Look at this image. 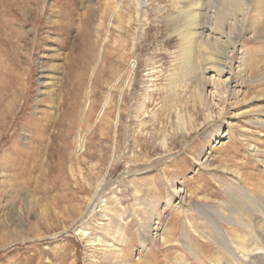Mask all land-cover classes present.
I'll list each match as a JSON object with an SVG mask.
<instances>
[{"label": "rangeland", "instance_id": "rangeland-1", "mask_svg": "<svg viewBox=\"0 0 264 264\" xmlns=\"http://www.w3.org/2000/svg\"><path fill=\"white\" fill-rule=\"evenodd\" d=\"M128 1L0 0V264H231L237 215L264 250L262 38L224 93L173 0Z\"/></svg>", "mask_w": 264, "mask_h": 264}, {"label": "bare ground", "instance_id": "bare-ground-1", "mask_svg": "<svg viewBox=\"0 0 264 264\" xmlns=\"http://www.w3.org/2000/svg\"><path fill=\"white\" fill-rule=\"evenodd\" d=\"M136 1L138 5L140 1ZM219 2H221L223 8L220 12L221 15H219L216 6ZM172 5L175 12L171 15L174 18L179 17L180 19L177 20L182 22V26L178 31L184 41L183 59L180 61V67L184 75L194 74L197 76L202 67L203 73L214 72V75H217L219 83L224 86L222 92H233L237 87V81H233L234 75L241 74L243 76V72L247 70L241 67L243 59H240L236 67L233 61L235 52L242 53L240 45L242 34L250 30L254 36L262 38L264 42V0H173ZM170 17L172 18V16ZM250 17L253 19L251 22H249ZM201 45L204 51L202 56L200 55ZM258 70L254 68L251 71L257 73ZM259 80H264V76L260 77ZM198 94L200 99L206 95L204 86H201ZM251 121L264 126V116H256ZM217 135V138L223 136L219 132ZM14 179L11 178L10 180ZM238 179L239 175L234 181L241 190L242 186H239ZM180 191L181 189H175L171 194L170 201L172 203L179 197ZM242 191L245 190L242 189ZM249 195L253 194L250 192ZM261 197L264 200V194ZM253 211H257L256 208ZM259 211L262 213L261 207ZM236 212L240 214L238 211ZM243 219L245 217L237 215L231 221L233 227L230 238L228 237L221 242L228 251L227 258L231 259L232 257L231 264H264V250L261 248L249 249L248 238L251 242L254 239H252L251 233H247L246 229L248 230L249 227ZM224 220H228V217ZM259 220V218L255 220L252 230L256 234L260 233L259 237L264 240V222L259 223ZM218 228L220 227L218 226ZM111 247V249L119 250L117 245H111ZM215 264L217 263L215 262Z\"/></svg>", "mask_w": 264, "mask_h": 264}]
</instances>
